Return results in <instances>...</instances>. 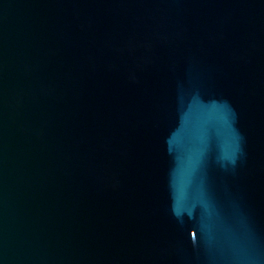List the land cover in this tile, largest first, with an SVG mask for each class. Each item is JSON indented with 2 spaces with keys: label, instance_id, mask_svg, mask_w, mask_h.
Masks as SVG:
<instances>
[{
  "label": "water",
  "instance_id": "water-1",
  "mask_svg": "<svg viewBox=\"0 0 264 264\" xmlns=\"http://www.w3.org/2000/svg\"><path fill=\"white\" fill-rule=\"evenodd\" d=\"M0 264H264V0H0Z\"/></svg>",
  "mask_w": 264,
  "mask_h": 264
}]
</instances>
